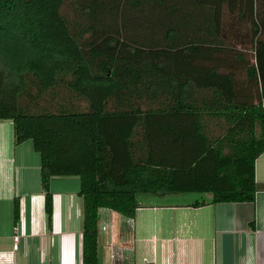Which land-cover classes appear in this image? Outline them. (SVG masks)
<instances>
[{"label": "trees", "instance_id": "trees-1", "mask_svg": "<svg viewBox=\"0 0 264 264\" xmlns=\"http://www.w3.org/2000/svg\"><path fill=\"white\" fill-rule=\"evenodd\" d=\"M0 121L39 155L48 221L49 181L77 179L82 264H96L98 211L130 221L139 194L252 202L264 0H0Z\"/></svg>", "mask_w": 264, "mask_h": 264}, {"label": "crops", "instance_id": "crops-1", "mask_svg": "<svg viewBox=\"0 0 264 264\" xmlns=\"http://www.w3.org/2000/svg\"><path fill=\"white\" fill-rule=\"evenodd\" d=\"M181 121L173 122L171 147L176 144L177 158L185 161L192 157L193 144L188 136L179 137ZM204 124L207 138L223 134L222 121L207 117ZM262 137L263 152L254 161L252 202L210 203L209 194L200 201L183 200L182 194L146 195L163 198L151 202L139 194L130 221L112 211H98L96 264H264V124ZM77 191L76 178L49 181L48 221L39 155L29 141L14 146L11 122L0 121V264H82Z\"/></svg>", "mask_w": 264, "mask_h": 264}, {"label": "rangeland", "instance_id": "rangeland-1", "mask_svg": "<svg viewBox=\"0 0 264 264\" xmlns=\"http://www.w3.org/2000/svg\"><path fill=\"white\" fill-rule=\"evenodd\" d=\"M47 100V95L42 96L41 97V104L45 103ZM148 194H144L145 198L148 199V201L151 202H160L163 200V198H157V197H153V196H146ZM209 196L208 194H197V193H186V194H182V198L183 200H188V201H193V200H203L205 199V197Z\"/></svg>", "mask_w": 264, "mask_h": 264}, {"label": "built area", "instance_id": "built-area-1", "mask_svg": "<svg viewBox=\"0 0 264 264\" xmlns=\"http://www.w3.org/2000/svg\"><path fill=\"white\" fill-rule=\"evenodd\" d=\"M12 241H13L12 250H16L17 241H18V236H17L16 230H13V232H12ZM145 264H149V263H145Z\"/></svg>", "mask_w": 264, "mask_h": 264}]
</instances>
